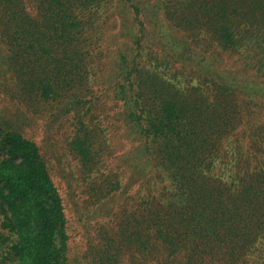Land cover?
<instances>
[{
	"label": "trees",
	"instance_id": "trees-1",
	"mask_svg": "<svg viewBox=\"0 0 264 264\" xmlns=\"http://www.w3.org/2000/svg\"><path fill=\"white\" fill-rule=\"evenodd\" d=\"M0 58L24 101L68 99L95 198L74 255L39 145L0 118V264H264V0H0ZM106 64L143 178L126 186L98 174L113 151L82 107Z\"/></svg>",
	"mask_w": 264,
	"mask_h": 264
},
{
	"label": "rangeland",
	"instance_id": "rangeland-1",
	"mask_svg": "<svg viewBox=\"0 0 264 264\" xmlns=\"http://www.w3.org/2000/svg\"><path fill=\"white\" fill-rule=\"evenodd\" d=\"M220 59L227 58L222 56ZM1 60L0 58V118L9 120L24 136L39 145L51 174L63 193L66 208L71 218V252L74 255L80 253V256L83 257L89 254L91 250L88 231L83 220L88 215L84 214L82 208L87 211L88 206L95 202V198L89 190H84L81 168H79L76 156L70 146L75 136L74 112L70 114L64 112L63 107L65 104L68 105V99L50 102L38 101L33 105L27 100L21 99L19 97L21 88L18 89L15 76L10 73L6 68L7 66L2 67ZM100 68L101 70L97 71L94 79L96 84L94 90H89L86 97L83 98L82 105V107L85 105L87 109L89 108L88 112L92 124H96L105 132L106 142L111 145V151H113L110 153L105 150V164L101 165L98 174L120 175L124 186L137 179L142 182L143 178L139 172L141 167L138 166L139 162L136 163L135 161V154L132 153L133 150L128 140L126 122L123 116L124 110H122L121 103L114 99L112 78L109 75L112 72L111 65L106 64ZM129 134H131L130 129ZM140 189L136 188L131 192L129 187L128 196H133ZM126 199L127 195L124 193L121 194L120 200L109 199L103 204V209L100 211V213L106 212L108 216H92L90 229L98 235L94 238L96 243L102 239V225H98L97 222L104 220L103 222L108 226L115 227L119 218L113 221L114 216L109 211L113 203L119 202L118 214L120 215V210L122 205L126 203ZM98 226H100L99 233L96 229ZM91 252L93 254V250Z\"/></svg>",
	"mask_w": 264,
	"mask_h": 264
}]
</instances>
